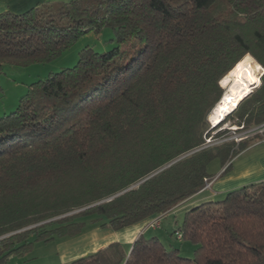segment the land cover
I'll return each mask as SVG.
<instances>
[{
  "label": "trees",
  "instance_id": "trees-1",
  "mask_svg": "<svg viewBox=\"0 0 264 264\" xmlns=\"http://www.w3.org/2000/svg\"><path fill=\"white\" fill-rule=\"evenodd\" d=\"M107 27L116 47H86L0 115V264L81 235V217L121 230L171 211L205 188L214 160L229 171L250 147L208 144V117L246 55L264 68V0H47L6 11L0 73L47 63ZM260 77L220 124L264 122ZM173 235L196 244L193 258L142 234L130 253L115 241L70 264H264V181L188 210Z\"/></svg>",
  "mask_w": 264,
  "mask_h": 264
},
{
  "label": "rangeland",
  "instance_id": "rangeland-1",
  "mask_svg": "<svg viewBox=\"0 0 264 264\" xmlns=\"http://www.w3.org/2000/svg\"><path fill=\"white\" fill-rule=\"evenodd\" d=\"M73 46L66 50L59 57L54 58L53 60L47 63H35L29 66H15L10 64H5L3 67V72L0 73V115L8 113L10 111L16 110L19 101L28 89V85L39 80L47 78L51 73L58 72L60 70L71 68L75 66L79 61V56L86 47L94 48L96 51H108L117 46L116 36L114 30L111 27L104 28L100 32L91 31L83 36H81ZM250 55V54H249ZM252 56V55H251ZM253 57V56H252ZM253 63L256 59L253 57ZM257 62V61H256ZM264 72V68L260 69L257 73L260 77ZM232 74H227L223 77L220 82L225 95L226 87L229 85ZM261 82V77H260ZM217 105V104H216ZM210 122V121H209ZM211 123L212 137L207 138V143L210 145H220L223 142H234L236 144L241 143L242 141L249 142L250 145L247 153H253L264 148V141L258 143L261 140V136L254 135L250 132L251 127L242 123H238L237 119L228 118L222 124L220 122L213 125ZM220 124V125H219ZM223 133V134H221ZM221 134V135H220ZM243 138V139H242ZM221 161L219 159L214 160L207 169L209 173L216 171L221 167ZM227 167V165H226ZM225 167V168H226ZM224 168V169H225ZM212 185V183H211ZM211 187V186H210ZM223 196L221 199H223ZM169 212V211H168ZM168 212H165L164 216ZM77 213V212H73ZM173 219L174 216L171 215ZM168 218V217H167ZM165 217L163 222L167 220ZM179 224L181 223V218ZM79 220L86 222L85 230L89 229L92 225V217H81ZM162 235V242L164 243L166 249L179 248L181 249V254L188 258H193L195 255L194 244L190 240L180 241L171 233V228L163 224V229L158 231ZM163 233L164 236H163ZM180 233V232H179ZM178 234V232H177ZM181 235V234H180ZM179 237V236H177ZM180 238V237H179ZM71 239V238H70ZM182 239V236H181ZM66 240V239H64ZM62 242L59 239L52 240L50 242L38 241L34 244L30 251L21 254L10 255L7 264H53L57 261H61L62 254L59 251V243ZM6 264V263H3ZM59 264V263H58ZM65 264H70L66 262ZM193 264H197L194 262Z\"/></svg>",
  "mask_w": 264,
  "mask_h": 264
},
{
  "label": "crops",
  "instance_id": "crops-1",
  "mask_svg": "<svg viewBox=\"0 0 264 264\" xmlns=\"http://www.w3.org/2000/svg\"><path fill=\"white\" fill-rule=\"evenodd\" d=\"M47 0H0V14L6 11L13 13H23L38 5L40 2ZM51 1V0H50ZM63 1L64 0H53ZM249 148L241 152L232 161V167L229 171L225 172L226 165H221L216 171H212V185L209 188H203L200 192L192 197H188L187 200L182 202L179 206L171 209L166 216L162 217L161 226L158 228L146 227L147 223L155 217L148 218L136 224H132L121 230H113L108 227H102L99 225H90L91 227L84 231L81 235L74 237L73 239L60 240L59 251L62 254V260L53 264H65L71 262L79 257L91 254L101 248L106 247L112 242H121L125 248V251L130 253V249L134 242L142 234L146 237L156 236L162 241V234L158 231L163 229V224L171 228V233L177 230L180 225V219H183L184 214L202 205L207 201L222 198L229 191L244 187L253 183L264 181V148L259 151H255L252 154L247 153ZM171 215L174 218H171ZM167 218L163 222L164 218ZM165 233H163L164 236Z\"/></svg>",
  "mask_w": 264,
  "mask_h": 264
},
{
  "label": "bare ground",
  "instance_id": "bare-ground-1",
  "mask_svg": "<svg viewBox=\"0 0 264 264\" xmlns=\"http://www.w3.org/2000/svg\"><path fill=\"white\" fill-rule=\"evenodd\" d=\"M253 60V57L249 54L241 60L246 61L242 75L238 74L236 71L237 65H239L241 61L237 63L231 71L233 74L232 83L229 87H227L223 100L217 103L218 105L215 110L209 116L213 124L224 120L225 116L232 112L231 110L237 104V101H239L245 93L249 91L251 85L260 82V77H258L259 74L257 72L262 69V66L256 61L253 63ZM249 72H251L250 75Z\"/></svg>",
  "mask_w": 264,
  "mask_h": 264
},
{
  "label": "built area",
  "instance_id": "built-area-1",
  "mask_svg": "<svg viewBox=\"0 0 264 264\" xmlns=\"http://www.w3.org/2000/svg\"><path fill=\"white\" fill-rule=\"evenodd\" d=\"M250 132L254 135H258V136H261V140L258 141V143L264 141V122L261 123V124H258V125H255L253 127H251L250 129ZM243 139V138H242ZM206 185H205V188H209L211 186V183H212V179H206L205 181ZM165 214L162 213L158 216H156L155 218H153L152 220H150L148 223H147V226L146 227H149V228H158L160 227V223L162 221V217L164 216ZM181 233L178 232V234H176L177 236H179L178 238L181 239Z\"/></svg>",
  "mask_w": 264,
  "mask_h": 264
},
{
  "label": "water",
  "instance_id": "water-1",
  "mask_svg": "<svg viewBox=\"0 0 264 264\" xmlns=\"http://www.w3.org/2000/svg\"><path fill=\"white\" fill-rule=\"evenodd\" d=\"M260 85V82L259 83H255V84H252L251 85V88H249V91L248 92H246L245 93V95L239 100V101H237V104L233 107V109L231 110V111H233L236 107H237V105L239 104L238 102H240L241 100H243L250 92H252L253 91V89L254 88H256V87H258ZM223 98H224V95L222 96V98L220 99V101L219 102H221L222 100H223ZM218 102V103H219ZM217 104V103H216ZM218 105V104H217ZM216 105V106H217ZM216 106L214 107V109H213V111L215 110V108H216ZM212 111V112H213ZM226 113H228V112H226ZM209 118V117H208ZM222 118V117H221ZM209 121L211 122V120H210V118H209ZM218 123V122H217ZM214 125V124H213ZM123 193V192H122Z\"/></svg>",
  "mask_w": 264,
  "mask_h": 264
},
{
  "label": "snow or ice",
  "instance_id": "snow-or-ice-1",
  "mask_svg": "<svg viewBox=\"0 0 264 264\" xmlns=\"http://www.w3.org/2000/svg\"><path fill=\"white\" fill-rule=\"evenodd\" d=\"M245 63H246V61H241V63L239 65H237L236 71L238 74H241V75L243 74ZM250 74H251V72H249V75Z\"/></svg>",
  "mask_w": 264,
  "mask_h": 264
}]
</instances>
